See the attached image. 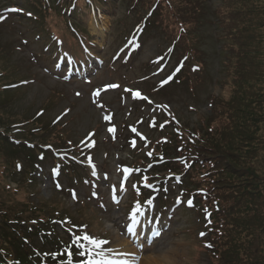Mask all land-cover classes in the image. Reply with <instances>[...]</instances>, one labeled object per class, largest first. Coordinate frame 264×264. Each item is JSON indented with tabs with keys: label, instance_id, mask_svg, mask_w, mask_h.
Segmentation results:
<instances>
[{
	"label": "rangeland",
	"instance_id": "rangeland-1",
	"mask_svg": "<svg viewBox=\"0 0 264 264\" xmlns=\"http://www.w3.org/2000/svg\"><path fill=\"white\" fill-rule=\"evenodd\" d=\"M108 1L109 5L103 4V8L96 13L91 12L88 19L83 17L74 22L78 31L91 36L98 54L91 57L88 55L90 61H80L81 66L76 65L73 70L67 65L68 72L64 73L58 71V59L46 57L49 54L47 50L52 46L54 51L59 46L68 52L59 42L51 46L52 42L48 40L50 36L44 34L41 27L46 22V12L37 13L30 10L24 7L25 5L22 6L19 0H0V71L5 70V75L0 78V88L7 82L14 83L12 86L17 85L11 91H0V107H3L0 110V123L9 126L12 123H25L32 121L36 114L41 112L35 120V126L43 130L37 135L31 133L34 135V141L44 142L46 139L57 138L61 142L56 146L65 147L66 140L76 143L80 139L79 143L85 150L80 148L84 163L93 162L96 170L94 172L89 167L87 169L94 177V183L83 182L78 178L85 176L84 171L80 170L74 176L69 170L63 172L62 167H52L51 161H44V167L39 166L34 172L35 184L27 189L29 193L34 189L35 197L31 198L34 201L40 198L41 201H47L46 204H54L53 207L62 204L71 213L70 216L75 218L74 223L81 228V237H72L77 251L74 262L67 260L66 264H84L86 261H89L88 264H104V254L110 251L116 238H122L132 250H136L137 264H141L140 260L143 264L210 263L209 254L200 246L199 237H202V232L198 225L201 219L196 214L192 201L181 196L178 187L182 181H185V186L188 187L187 178H169L159 186L158 183H150L152 187L147 189V192L152 196L146 206L139 209L131 208L130 202L128 203L130 188L125 189L124 193L121 191L119 170L121 166H126L124 164L129 165L131 158L140 157L145 163L140 166L143 171L147 174L155 171V166H148L150 162L144 158L145 149L141 143L137 144V150L130 149L132 142L135 143L138 137L155 136L157 131L150 129L146 123L157 117L162 119L165 115L164 110L149 105H163L161 107L172 112L185 127L194 129L201 127V123L213 115L212 108H209L212 97V105L225 103L240 111L234 114L236 120L232 129L226 131V141L217 143L225 165V172L221 173L220 178L224 179L222 186L234 185L235 190L230 189L236 192L241 203L237 208L239 220L236 222L237 227L242 223L239 228L241 249L247 245L248 250L247 258L240 256L242 258L239 264H262L264 0H173L176 6L187 8V14L192 15L195 9L200 12L199 15L196 14L195 26L187 34L188 43L186 42L185 46L188 44L191 51H196L193 60L202 65L199 66L201 69L188 71L187 76L195 82L185 79L183 83L174 82L173 85H170L169 80L173 75L171 70L175 67L171 56H161L167 48L165 26L171 27L172 24L169 16L165 14L146 17L150 0H139L138 3L136 0ZM132 6L134 11L131 10ZM31 11L37 14V20L27 19L28 12ZM138 15L143 17L139 18ZM52 19L55 20L57 30L66 33L62 18ZM138 21L145 22L144 32V24L140 25ZM65 23L70 24L68 21ZM134 25L137 26L132 27ZM131 28L130 37L127 39L131 40L128 44L124 43L122 37H127ZM135 28L137 30L133 32ZM122 46L125 47L120 52V58L112 60V55L118 53L117 50ZM242 67V79L233 90L231 81L236 73H240ZM192 68L196 69V66L192 65ZM179 78H183V74ZM113 83L120 85L118 89L111 87ZM124 86L135 94L139 92L151 104H145L142 108V101L133 99L129 92L125 93ZM96 91L99 94L96 93L95 96ZM59 115H62V121L51 128L52 119ZM179 126L180 123H177V128ZM110 128L114 131H109ZM9 130L16 131L15 128ZM171 130V126H166V131ZM1 131L3 130L0 129ZM8 131L6 129L4 132ZM90 131H94V134L90 135ZM55 132V137L50 136ZM91 141L93 144L89 145ZM52 143L55 144V141ZM6 149L5 146L0 148V158ZM18 154L22 165L25 163V155ZM5 160L3 164L6 167V175L9 171L7 163L9 162L11 167L12 160ZM31 160L36 161L35 158ZM59 168L63 173H60ZM164 174L166 172H160L159 177ZM0 177L7 180L3 181V186L8 184L11 189L15 186L11 177L17 180L19 178L15 171L13 175ZM0 187L2 188V185ZM4 193L1 198L3 206L19 205L18 193L8 194L9 199L4 197ZM36 194L39 195L37 198ZM133 194L137 196V202H144L139 190ZM175 195L180 197L174 198ZM78 200H84L85 203L79 206L76 203ZM248 201L259 203L252 206ZM47 209L51 217L52 208ZM82 210L86 211L91 219L94 218L92 224L86 220L84 214L79 218ZM157 215L160 217L156 219ZM85 223L89 224L88 229L83 227ZM90 224L99 228L102 225L104 230L94 232ZM56 225L60 226L58 223ZM133 227L139 230L143 228V231L150 230L151 241L148 246L141 244L140 240H130ZM12 229L10 228L8 233L16 235L21 241V247L29 246V240ZM85 235L107 243L94 247L82 239ZM43 236L45 235L39 238L37 235L34 240L40 249V239L45 240ZM61 236L67 237L66 234ZM137 245H144L147 249L139 251ZM134 255L133 253L131 256ZM3 264H11V258L6 259ZM111 264L125 263L114 260Z\"/></svg>",
	"mask_w": 264,
	"mask_h": 264
},
{
	"label": "trees",
	"instance_id": "trees-1",
	"mask_svg": "<svg viewBox=\"0 0 264 264\" xmlns=\"http://www.w3.org/2000/svg\"><path fill=\"white\" fill-rule=\"evenodd\" d=\"M27 4H28V0ZM38 2L43 0H36ZM58 5L62 6L64 10L77 9L84 11L86 14L88 8L92 3H97L98 5H103L106 0H54ZM139 0H136L138 3ZM150 5L154 9L159 11V15L165 13L169 16L172 24L171 27L166 25L167 37L170 41L178 40L181 47L185 48V42L187 40L186 36L189 34V30L193 29L195 26L196 14L199 15L198 10H194L193 14H187V8L178 7L175 5L173 0H150ZM197 18V17H196ZM184 45V46H183ZM243 67L240 73H236L235 77L231 81V87L233 90L236 84L242 79ZM5 72L1 70L0 73ZM239 74V75H238ZM234 92V91H233ZM212 103L211 105L213 104ZM222 105H212L213 115L207 117V120L202 122L201 127L191 129L192 131L197 130V134L192 138L188 139L185 145V154L187 158L186 162H191L196 170L203 177V193L198 197L200 206L202 205V212L205 217L214 219V223L207 228V237L204 242L206 245V251L212 256L214 264H239L240 258H247L248 246L244 245L241 249V231L240 226L242 223L238 224L239 220L237 208L241 206L238 201L234 185L230 186L225 184L222 186L224 179H221V173H224L225 165H223V158L219 154L218 142L226 141V131L231 130L235 122V112L238 109L227 106L225 103ZM240 112V111H239ZM6 123H0V128H7ZM25 140L31 141L33 139L25 134L21 135ZM0 140L6 141L4 136L0 135ZM6 145H8L5 142ZM5 156H8V151H5ZM8 168L10 167L9 162L7 163ZM4 165L1 163V169ZM201 171V172H200ZM1 176L4 177L5 172H1ZM17 183V189L6 188L3 186L4 179L0 177V249L3 245L8 243L11 248L21 256L22 263L24 264L27 255L26 247L22 248L20 245V240L16 235L9 234V229L17 230L20 236H25L30 240L29 229L42 228L44 229V216L40 213L42 210L39 206L31 205L26 203V195L28 197L29 192H26V173L20 174L18 180L13 179ZM221 184V186H220ZM25 186V187H24ZM5 192V193H4ZM233 192V193H232ZM3 193L5 198L9 199L8 194L19 195L20 203L19 205L9 204L10 207L3 206L1 198H3ZM200 194V193H199ZM248 204L252 206L257 205L259 201H248ZM248 204L246 206H248ZM36 213V216H35ZM252 213V211H251ZM33 227V228H30ZM210 245V247H209ZM256 249V248H255ZM242 256V257H240ZM264 256V253H263ZM253 259H250V261ZM27 262V260H26ZM261 264V263H260ZM264 264V262L262 263Z\"/></svg>",
	"mask_w": 264,
	"mask_h": 264
},
{
	"label": "bare ground",
	"instance_id": "bare-ground-1",
	"mask_svg": "<svg viewBox=\"0 0 264 264\" xmlns=\"http://www.w3.org/2000/svg\"><path fill=\"white\" fill-rule=\"evenodd\" d=\"M102 24L104 25V22ZM137 232H135L134 230V232L131 234V237H133L134 239L136 236L140 237L141 235H139ZM133 253V250L128 247L127 241H124L122 238H116L115 244L112 246L110 251L104 254V258L106 259L104 261V264H110L108 261H113V259L117 261L124 260ZM140 263L143 264L142 261ZM145 264L148 263L146 262Z\"/></svg>",
	"mask_w": 264,
	"mask_h": 264
},
{
	"label": "snow or ice",
	"instance_id": "snow-or-ice-1",
	"mask_svg": "<svg viewBox=\"0 0 264 264\" xmlns=\"http://www.w3.org/2000/svg\"><path fill=\"white\" fill-rule=\"evenodd\" d=\"M111 87H116L115 85L111 86ZM99 93H97L98 95ZM136 96H139V93H136L135 94ZM105 119H110V117H105ZM109 131H114L113 128H110ZM127 171V170H125ZM73 198L75 199V194H73ZM189 204H191V201H189ZM82 239L88 241L89 244L93 245L94 247H100L101 245L107 243V241H99V240H96V239H93L91 237H88V236H83ZM210 247V245H209ZM81 255H83V253H80ZM84 264H88V262H84ZM93 264H95V262H93Z\"/></svg>",
	"mask_w": 264,
	"mask_h": 264
}]
</instances>
